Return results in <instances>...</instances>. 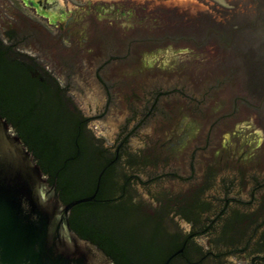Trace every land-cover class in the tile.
<instances>
[{
  "label": "rangeland",
  "instance_id": "1",
  "mask_svg": "<svg viewBox=\"0 0 264 264\" xmlns=\"http://www.w3.org/2000/svg\"><path fill=\"white\" fill-rule=\"evenodd\" d=\"M63 1L73 18L90 11L101 23V46L110 49L113 42L118 49L109 52L119 56V67L100 72L120 76L118 96L114 91L96 125L109 145L119 131L127 138L117 172L119 182L136 176L131 201L154 206L198 189L207 206L200 223H215L194 237V259L207 253L201 264H251L264 251V75L258 64L264 35L243 32L254 0ZM54 74L63 82L68 72ZM71 74L77 105L102 110L107 95L94 70ZM169 142L176 144L173 156L142 162ZM127 155L135 162L127 164ZM178 223L183 236L191 233ZM136 225L128 215L115 228L131 227L147 239ZM221 225L227 226L223 236Z\"/></svg>",
  "mask_w": 264,
  "mask_h": 264
},
{
  "label": "flooded vegetation",
  "instance_id": "2",
  "mask_svg": "<svg viewBox=\"0 0 264 264\" xmlns=\"http://www.w3.org/2000/svg\"><path fill=\"white\" fill-rule=\"evenodd\" d=\"M92 19L96 18L90 11L73 18L63 0H0V103L4 110L3 117H0L24 119L35 136V150L49 156L48 165L67 168L71 172L95 169L97 178L101 175L100 180L105 179L106 193L113 201V230L118 232L117 225L123 217H134L137 228L146 229L148 239L154 237L158 246L170 247L158 260V264H165L168 260L167 264H170L182 253L174 255L179 251L174 248L181 246L183 249L186 244H192L194 237L209 231L215 222L208 220L206 224L200 223L207 206L201 201L198 189L185 195L182 192L160 198L154 206H143L131 201L128 192L136 176L122 175L119 182L117 166L127 138L119 131L109 145L96 125L107 113L114 91L118 96L120 76L114 73L100 76L103 70L111 68L109 71H113L119 67V56L109 52H118V49L113 42H110V49L101 46L103 44L98 37L100 29H97L102 28L100 20L92 22ZM105 27L114 28L109 21ZM81 68L94 70L100 87L107 95L100 111L85 112L70 93L71 72ZM63 71L68 74L61 82L54 73ZM175 146L171 142L168 146L162 144L159 146L160 154H151L142 162L150 163L159 157L173 156ZM28 152L35 160V156ZM124 159L127 164L135 162L130 155ZM106 212L102 205L99 209L102 222L106 219ZM232 216L242 218L237 214L229 217ZM178 222L186 224L191 233L183 236ZM226 227L221 225V230ZM122 228V231L132 230L131 227ZM260 243L263 245L264 239ZM126 256L129 264H138L139 260L133 253L129 251ZM256 262L264 264V251L252 259L251 264ZM197 264L201 262L197 260Z\"/></svg>",
  "mask_w": 264,
  "mask_h": 264
},
{
  "label": "water",
  "instance_id": "3",
  "mask_svg": "<svg viewBox=\"0 0 264 264\" xmlns=\"http://www.w3.org/2000/svg\"><path fill=\"white\" fill-rule=\"evenodd\" d=\"M100 176L91 197L63 204L56 178L49 185L22 140L0 117V264H114L101 249L80 239L68 222L72 208L93 202Z\"/></svg>",
  "mask_w": 264,
  "mask_h": 264
},
{
  "label": "trees",
  "instance_id": "4",
  "mask_svg": "<svg viewBox=\"0 0 264 264\" xmlns=\"http://www.w3.org/2000/svg\"><path fill=\"white\" fill-rule=\"evenodd\" d=\"M254 9H245L246 20L243 23V32L251 35H264V0H254ZM249 11V12H248ZM253 12V13H252ZM236 32V30H234ZM259 67L264 75V58L259 61ZM3 105L0 103V116L3 117ZM5 121L15 128L18 137L22 140L25 148L34 156L35 162L40 166L43 174L48 177L49 185L55 180L56 192L63 204L90 197L95 190L97 173L95 169H78L73 172L67 168L54 167L47 164L49 156L35 150V136L29 131L24 119L16 117L4 118ZM105 179L100 180L98 192L93 203L75 206L70 211L69 224L71 229L83 239H87L98 246L115 264H129L127 252L136 256L138 264H158V260L170 250L168 245L158 246L154 237L140 239L136 230L114 231L111 225L114 214L112 199L107 195ZM104 206L107 211L106 219L102 222L99 217V209ZM217 221V220H216ZM227 234L225 229L221 235ZM177 251L181 246L174 248ZM198 253V248L192 244H186L179 255V261L174 264H197L193 255ZM207 253L202 255L199 263L206 259ZM193 260V261H191ZM171 262L170 264H172Z\"/></svg>",
  "mask_w": 264,
  "mask_h": 264
}]
</instances>
